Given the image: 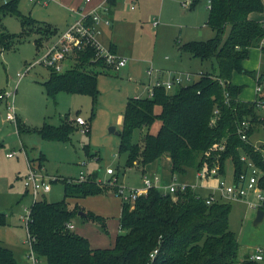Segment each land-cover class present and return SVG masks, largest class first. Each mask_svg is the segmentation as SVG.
<instances>
[{
  "label": "trees",
  "instance_id": "16d2710c",
  "mask_svg": "<svg viewBox=\"0 0 264 264\" xmlns=\"http://www.w3.org/2000/svg\"><path fill=\"white\" fill-rule=\"evenodd\" d=\"M199 0H192L189 9ZM205 24L213 31L205 41L192 40L176 46L181 53L202 61L214 60L211 72L199 73L196 80L168 92L163 87L152 89L151 96L129 97L125 101L121 129L118 132V154H125V168L146 166L166 155L172 175L184 176L195 172L206 162L219 164L220 175L225 176V162H232L234 176L245 168L241 156L245 155L264 172V154L256 151L250 141L255 128L264 124L258 112L261 97L253 101L238 98L243 85L232 83L234 73L249 75L256 85H264V23L249 18L252 12H262L264 0H207ZM19 0H0V22L6 14H14L20 21L22 32L15 36L3 30L0 24V51L11 48L31 33L36 50L42 41L53 37L57 28L23 14ZM115 0H108L113 5ZM226 29L228 32L224 38ZM259 49L261 69L258 74L244 69L242 63L251 49ZM112 52L113 47L109 46ZM68 64V65H67ZM102 70L116 71L96 56V49L87 45L72 58L67 59L62 71L48 69L43 83L47 93L54 97L59 91L87 94L95 102L98 89L97 77ZM264 103V100H263ZM93 109L91 111V117ZM87 134L90 131V120ZM242 122L246 141L240 137ZM74 119L65 114L58 125L43 122L39 128L26 125L15 118V129L20 133H36L41 139L66 142L76 129ZM144 129L138 142L132 134ZM0 144L2 142L0 141ZM214 144L224 146L222 151L212 150ZM87 154V146L83 147ZM45 157L40 154L37 170L43 169ZM29 165L34 167L29 161ZM114 175V174H113ZM112 175V176H113ZM84 181L54 178L63 185L62 199L48 202L44 198L33 201L26 221L35 256L45 258L47 264H264L263 261L238 258V241L229 229L230 204L215 201L206 204L210 194L201 188L164 193L150 188L133 204L122 203L119 232L110 247L91 248L87 238L75 233L68 225L79 216L82 222H93L107 234L105 218L85 211L69 200L87 196L117 193V174L111 186L97 184V173L86 175ZM264 189V175L259 178ZM264 211V203L260 207ZM6 224L5 214L0 213V226ZM0 264H16L13 252L0 245Z\"/></svg>",
  "mask_w": 264,
  "mask_h": 264
},
{
  "label": "rangeland",
  "instance_id": "374dc122",
  "mask_svg": "<svg viewBox=\"0 0 264 264\" xmlns=\"http://www.w3.org/2000/svg\"><path fill=\"white\" fill-rule=\"evenodd\" d=\"M182 1L184 0H125V6L133 4L135 9L128 10L121 7L122 14L115 17L112 32L108 30L96 36L103 47H106L107 42L113 38L119 46L117 55L124 57L126 62L117 71L110 70L109 73H103L100 70L97 77L98 95L94 103L87 94L59 91L51 97L47 93L43 83L48 78V69L38 63V60L45 51L43 49L46 41L52 37L43 40L41 47L36 50L34 39L37 35L31 33L11 48L0 51V93L10 91L13 93L12 103L16 115L20 119L28 120L32 127L39 128L43 122L58 125L65 114L69 119L79 116L87 124L93 109L89 134L82 132V126L75 125L76 129L69 140L59 142L41 139L36 133L18 134L14 120L5 119L7 113L5 103L9 99L0 100V141L2 142L0 144V213L5 214L6 219V224L0 226V241L12 250L16 264L32 262L29 259L31 246L25 226L32 202L43 198L48 202H56L63 196V185L57 181L51 182L49 192L38 193L36 198H33L31 189L24 185L29 161L34 167H38L37 159L43 154L45 160L40 171L50 179L74 180L82 171L85 175L97 173V184L102 187L111 186L116 174L118 185H139L141 167L134 166L130 169L124 167L126 155L118 154V134L109 133L110 127H115L117 132L121 129L126 96L147 95L142 85L139 86L138 92L134 90V86L135 82L146 79V70L149 67L155 70L162 68L164 71L211 72V64L215 65L213 59L201 62L193 57H187L186 53L180 55L175 44L176 41H205L213 37V31L204 24L207 0H199L190 9L189 1H185V5H182ZM18 8L21 13H30V16L39 22H49L56 26L55 36L67 28L66 22L70 20L68 10L61 5L60 0H51L46 6L32 5L26 0H19ZM153 21H157L158 26H153ZM0 24L4 31L18 37L22 36L20 21L14 14L3 16ZM227 32L228 29L224 38ZM249 61L251 56L248 58ZM18 73L23 76L18 78ZM197 76H191V81ZM246 76L248 83L243 89L250 92L252 89L250 80L253 79L249 75ZM240 79V82H243V78ZM191 81H183L182 85ZM177 88L178 86L169 92ZM260 88L261 91L257 95L264 100V85ZM248 94L246 93V96ZM263 100H260L258 110L261 116H264ZM144 133V129L135 130L132 134V142H138ZM250 141L252 144L264 145V124L255 128ZM85 146L88 149L87 154L83 148ZM7 153L12 155L6 156ZM148 167L152 168L151 172L157 173L159 187L163 192L165 191L163 188L171 181L178 183L182 179L195 185L199 184L193 169L184 176L176 175L175 179L171 180L170 161L166 155ZM106 168H112L114 175H107ZM232 172V162L226 160L227 183L231 182L229 180ZM208 185L202 188V193L208 192L205 190H209ZM213 192L215 195L218 193L217 190ZM253 200V194L246 198L225 200L230 204L229 229L236 235L240 260L245 255L260 249L264 262V218L257 225L253 224L256 214V208L250 204ZM68 203L72 207L76 200H69ZM73 221L76 226L90 225L98 229L96 223L82 222L78 216ZM111 228L112 226L108 227L109 231ZM37 264L47 263L45 258L40 257L37 258Z\"/></svg>",
  "mask_w": 264,
  "mask_h": 264
},
{
  "label": "built area",
  "instance_id": "2783aa9c",
  "mask_svg": "<svg viewBox=\"0 0 264 264\" xmlns=\"http://www.w3.org/2000/svg\"><path fill=\"white\" fill-rule=\"evenodd\" d=\"M8 0H2L3 3H6ZM28 3L35 5L39 4L41 6H46L49 3V0H26ZM185 1H189V5L192 0L182 1V5H185ZM90 0H84V3H88ZM105 4L98 5L97 7L91 9L88 12H80L79 18L73 21L67 28L61 32L59 35H54L51 39L46 41L44 46L45 51H43L41 57L38 60V63L46 66L47 69H53L54 71H62L66 65L67 59L72 58L77 52L82 51L87 45H92L96 49V56L103 58L105 63L111 65L116 71L125 65L126 59L122 56L117 55L115 52H112L108 46L103 47L100 45L97 34L100 33L102 27L108 28L111 24L109 15V6L108 0H105ZM133 6H130V9H133ZM157 21H153V26L157 25ZM155 70L149 68L146 70L148 76L152 75ZM18 78H21L22 74H17ZM183 81H190V75L188 73H174L166 80H156L153 82L151 88L148 90V96H151L152 89L155 87H163L168 92L172 88L177 86H182ZM261 86H257L256 92L261 91ZM13 93L2 92L0 93V100L9 99L6 105V120L15 122V111L12 103ZM261 101H259L260 104ZM260 106V105H259ZM74 122L78 126H82V132H87L88 127L86 122L79 116L75 117ZM240 137L242 140L246 141L245 129L248 128L247 122H242L240 125ZM256 151H261L264 154V145L263 144H253ZM224 146L221 144H214L212 150L222 151ZM12 153H9L7 156H11ZM241 161H244L245 168L244 170L234 176V172L230 177V183L225 179V176L220 175L219 164L213 162L208 165L204 162L200 168L195 172V177L199 181L198 185L195 184H185V183H172L168 187H164V193H174L176 190L183 191L187 186L191 189L204 188L209 181H215V185L208 186L210 194L206 198V204L210 205L211 203L219 200L225 201L226 199H241L246 198L250 194H253L254 200L250 202L253 208L256 210L264 203V189L259 185V178L261 175H264V172L253 163L247 156H241ZM28 173L24 178V185L26 188L31 189L32 196L35 199L38 193L45 194L51 189V181L54 178H48L44 174L37 170L36 167H31L28 165ZM107 175H113L112 168H106ZM86 175L80 171L78 178H75L74 181L81 182L84 181ZM150 188L159 187V177L154 176H142V186L138 188H130L123 185H119L117 188V193L114 195L119 198L121 204L129 203L133 204L135 200L145 195ZM213 190H217L218 193L215 195ZM27 217L25 220V224ZM26 226V225H25ZM70 228V225H68ZM28 241L31 246V236L27 233ZM29 259L32 261L31 264H37V257L31 248L29 254ZM249 259L256 261H263V254L260 249H256L254 253L249 254Z\"/></svg>",
  "mask_w": 264,
  "mask_h": 264
},
{
  "label": "crops",
  "instance_id": "0c3cea01",
  "mask_svg": "<svg viewBox=\"0 0 264 264\" xmlns=\"http://www.w3.org/2000/svg\"><path fill=\"white\" fill-rule=\"evenodd\" d=\"M50 1L51 0H49V3H50ZM60 3H61V5H63V7H65L66 10H68L69 18H70L69 22L68 21L66 22V25L68 26L71 23H73L74 20L79 18V11L82 12V13L83 12L86 13V12L90 11L91 9L97 7L98 5H102V4L104 5L106 2H105V0H90V2H88V3H84V0H60ZM130 6H133L134 8L130 9ZM121 7H122V9L124 8V9H128V10H134L135 9V6L133 4H129L128 6H125V0H115V3L113 5L109 6V15H108V17L110 19L111 24H110V26L108 28L102 27L101 30H100V33H103L104 31H108V30L112 32V28L114 26L115 17H119L118 15L122 14V12L120 11ZM206 10L207 11H206L205 21H206L207 12H208V2H207V5H206ZM255 14H257V15H255ZM249 18L251 20H253V21L263 22L264 23V8H263L262 12H259V13L258 12H252V13H250L249 14ZM205 21H204V24H205ZM47 23H49V22H47ZM152 24H153V22H152ZM51 25H53V24H51ZM156 26H158V23H157ZM205 26H207V25L205 24ZM104 28H106L107 30H105ZM102 37H103V35H102ZM188 41H192V40H188ZM188 41H184V42H188ZM197 41H200V40H197ZM180 43H183V42H180ZM107 46L108 47L109 46L113 47V50L115 51L116 54L119 53L118 52L119 51L118 50L119 46L113 40V38L110 39L109 42H107ZM178 52H179L180 55L182 54L179 50H178ZM254 53H256V54H254ZM120 54H121V52H120ZM250 56H251V61L248 62V58ZM187 57H191V56L188 55ZM248 58L246 60H244L243 63H242L244 69H246L248 71L255 72V74H258L260 69H261V54H260L259 49H256V48L251 49L250 53L248 55ZM200 64H202V63L200 62ZM149 68H147V69H149ZM202 72L203 71H201V70H198V72L193 71L191 73L188 72V71L180 72V71H177V70L176 71H167V70L164 71V69L158 68V69H156L153 72L152 75H150V76L146 75V79L144 81L143 80L142 81L139 80L138 82H135L136 85L134 86V90L136 92H138L139 86L142 85L144 93L147 92V95H145V96H148V90L151 88L153 82L156 81V80H166L168 78V76H170V75H172L174 73H188L190 75V81H191V76H197V75L199 76V73H202ZM198 76H197V78H198ZM242 76H246V75L245 74L234 73L232 75V79H231L232 83L235 84V85H243V88H244L245 84L248 83L247 82L248 76H246V77H242ZM240 78H243V82H240L241 81ZM252 79L253 80H250V82L252 84L251 85L252 89L250 90V92H246V90L242 89V91L240 92V94L238 96V98L240 100H242V101H253L258 96L257 95L258 93L256 92L257 85H256V82H255V79L254 78H252ZM246 93H249L248 96H246ZM145 96L127 95L126 99L129 98V97H145ZM126 99H125V101H126ZM6 105H7V102L5 103V107H6ZM15 117L19 118L16 115V113H15ZM5 119H6V115H5ZM21 120L26 125L31 126L30 123L28 122V120H23V119H21ZM22 148H23V145H22ZM12 153H14V152H12ZM8 154L9 153H7L6 156ZM148 168L149 167L146 166L145 172L144 173L140 172L141 181H140L139 185H130V186H126V185H123V184L122 185L126 186V187H130V188L141 187L142 186V176H143V174L144 175L146 174L148 176H154V175L157 176V173L151 172L152 168L151 169L150 168L148 169ZM155 171H156V169H155ZM175 176L176 175H171V180H172V178L175 179ZM181 182H185V184H192L190 182H186V181L180 179V182H178V183H181ZM172 183H175V182L171 181L165 187L170 186ZM207 184H209L211 186H214L215 185V181H209ZM205 190L208 191V192L210 191V190H207V189H205ZM76 203H78V205L80 207H82L83 210L91 211V212H93V213H95L97 215H100L101 217L105 218L106 225L108 224L107 225V229H108L109 226H112V228H111L110 231L108 229V233L107 234H104V233H102L99 230V228L96 229V228H94L92 226L90 227V225H86V226L83 225L85 227H81L82 225L81 226H76V223H74L75 221H73L70 224V229H72L75 233L87 238L91 248L110 247L112 245L114 239H115V236L119 232V221L118 220H119V216H120V212H121V202H120L119 198L116 197L112 193L111 194L108 193V194L87 196V197H84V198L76 199ZM78 217H81V216L79 215ZM0 245L5 247V248L8 247L5 244H3L1 241H0Z\"/></svg>",
  "mask_w": 264,
  "mask_h": 264
},
{
  "label": "water",
  "instance_id": "95a60500",
  "mask_svg": "<svg viewBox=\"0 0 264 264\" xmlns=\"http://www.w3.org/2000/svg\"><path fill=\"white\" fill-rule=\"evenodd\" d=\"M109 133L111 134H118L116 131L115 127H110L109 128ZM79 215H83L82 212H79ZM264 218V211L261 209L256 210L255 218L253 220V224L257 225L262 219Z\"/></svg>",
  "mask_w": 264,
  "mask_h": 264
}]
</instances>
